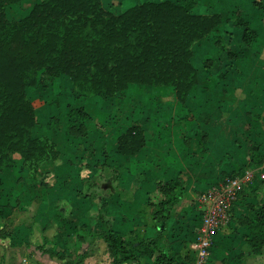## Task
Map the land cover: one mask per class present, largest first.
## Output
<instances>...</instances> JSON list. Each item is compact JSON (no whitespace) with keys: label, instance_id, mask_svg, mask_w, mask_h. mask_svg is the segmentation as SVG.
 I'll return each instance as SVG.
<instances>
[{"label":"crops","instance_id":"crops-1","mask_svg":"<svg viewBox=\"0 0 264 264\" xmlns=\"http://www.w3.org/2000/svg\"><path fill=\"white\" fill-rule=\"evenodd\" d=\"M29 1L32 6L40 0L20 3ZM258 2L263 11L255 13L251 0H196L193 13L218 14L220 23L192 45L196 82L182 98L173 86L134 83L110 97H82L66 78L49 79L40 72L36 88L27 93L37 118L32 135L48 138L54 154L34 166L12 155V165L0 171V218H44L54 211L80 217L82 229H65L70 245L64 256L55 252L64 251L55 245L61 239L59 225L53 243L45 246L53 252L36 248L45 232L31 238L23 223L14 224L17 243L4 236L7 230L0 225V264H71L80 253V264H113L104 237L90 243L80 237L110 229L141 240L136 261L126 264H152L158 252L145 249L154 240L176 254L178 264H196L198 195L245 167H264V0ZM225 6L240 15H226ZM238 17L256 32L248 46L241 42L242 27L233 25ZM207 59L215 63L204 66ZM60 81L78 98H70ZM42 87L53 98L64 97L51 113L42 92L29 98ZM74 109L86 119L70 113ZM58 119L59 127L54 125ZM124 140L126 150L137 142L132 154L124 152ZM254 154L260 156L259 166ZM171 180L180 182L182 192L170 218L159 221L154 215L161 198L157 186ZM257 186L246 187L228 222L214 234L208 264H264V252L252 255L245 242L249 229L243 223L249 206L264 201V190ZM83 191L89 200L80 197Z\"/></svg>","mask_w":264,"mask_h":264},{"label":"trees","instance_id":"trees-1","mask_svg":"<svg viewBox=\"0 0 264 264\" xmlns=\"http://www.w3.org/2000/svg\"><path fill=\"white\" fill-rule=\"evenodd\" d=\"M20 1L0 0V171L12 165L13 154L30 166L54 154L48 138L32 135L37 118L27 93L38 84L40 72L49 79L66 78L82 97H110L134 83L173 86L182 98L196 82L192 45L220 23L218 14L193 13L196 0L143 1L119 14L108 12L102 0H40L19 20H9L5 9ZM233 25L242 27L244 46L254 41L256 32L244 20L238 17ZM213 63L207 59L203 65ZM71 112L86 119L81 110ZM126 141L122 149L132 154L137 142L126 150ZM254 162L260 165L259 154ZM261 185L264 190V180ZM157 187L161 198L154 215L165 221L179 202L182 186L171 180ZM243 223L252 255L263 253L264 201L249 206ZM80 237L87 243L104 237L113 264L135 262L141 245L140 239L111 229ZM153 249L158 255L152 264H178L176 254L158 248L155 240L145 251ZM83 259L80 253L70 263Z\"/></svg>","mask_w":264,"mask_h":264},{"label":"rangeland","instance_id":"rangeland-1","mask_svg":"<svg viewBox=\"0 0 264 264\" xmlns=\"http://www.w3.org/2000/svg\"><path fill=\"white\" fill-rule=\"evenodd\" d=\"M143 1H149V0H102V3H103V6L104 8L113 13V14H119L120 12L124 11L125 9L135 5V4H138L140 2H143ZM252 1V4L254 5H257L255 3H259L261 4L260 2H258V0H251ZM31 1H29V3H25V4H22V3H19L18 5H15V6H10V7H7L5 9V14H6V17L11 20V21H17L21 18V16L23 14H25L27 11H28V7L30 8L31 4L30 3ZM218 5H220L219 1H218ZM259 5H257L256 9H253L252 11L257 13V11H263V8H260L258 7ZM25 7V8H24ZM226 7V6H225ZM222 10L226 13V15L230 16V14L232 13L233 15H240V11H231V9L227 6L226 9L222 8ZM264 18V17H263ZM229 37L226 36L225 37V41H229L228 40ZM45 79V77H44ZM43 79V80H44ZM60 84L63 86V87H66V90L64 89L63 91L68 94V96L70 98H78L77 97V94L76 96L73 95V92L74 90L69 86L68 83L64 82V81H60ZM36 88V86H35ZM33 89V88H32ZM31 89V90H32ZM42 92V95L43 96L42 98H46V102L48 101V104H46V106H48L50 108V112L51 113L54 108L56 107L57 105V100L60 101L59 103H63L64 101V97L60 96L59 98H53L54 96H52V93L50 91H48V89H44V87H42V89H39L38 91H32L29 95V98H31L33 100V98H36L37 95ZM45 92V94H44ZM64 94V93H63ZM45 95V97H44ZM48 95V96H47ZM57 96V95H56ZM79 100V99H77ZM80 102V100L78 101ZM35 104V103H34ZM81 104V103H80ZM38 106V103L35 107ZM55 106V107H54ZM64 107H65V104H64ZM61 112V111H60ZM54 120V119H53ZM57 122V123H56ZM57 127H59L60 125V120H56L55 121V124ZM261 185V182L258 183V189L260 190L262 187ZM258 189H255V191H252L253 193L255 192H259L258 194L261 193V191H258ZM256 194V193H255ZM83 199H88L89 200V195L86 194V191L81 194V196ZM62 204V202H60V205ZM59 205V204H58ZM54 206V205H53ZM63 206H66V204H64ZM52 207V205H51ZM55 207V206H54ZM76 207V206H75ZM85 209L86 206H81V209ZM48 212V211H47ZM78 218V219H77ZM79 218L80 217H77L76 215L74 216H69L68 213H67V216L66 214H64V217L63 216H60L58 214V212H54L52 211L50 213V215L48 217H23V216H14L12 218V221L9 222L10 219H5V218H0V225H4V230H7V233L4 234V236H7L8 238H10L9 241L11 242H17L19 241V239L14 235V233L12 232V227L14 226V224L18 225L23 223V225H25V227L28 229L29 228V231L32 233L31 234V238L34 236L35 233H40L39 235H43L44 232H45V235L42 236L43 238V243L37 245L36 248H39L41 249L40 251H43V250H48V249H51L52 252L54 251V249L52 247H45V246H48V245H51L53 243L52 239L54 238V232H55V229L54 227L56 225H59L60 228H56V230L58 232H60V242H57L55 243V245L58 247L60 246L64 251L61 252V251H55L57 255H67L66 252L68 251V246L70 245L69 243V235H66V232H65V229H71V230H78V228L82 229L81 226H82V223L81 221H79ZM85 219H88V218H85ZM14 220V221H13ZM83 222V221H82ZM41 228H44V231L42 232L41 231ZM64 230V232H63ZM67 238H66V237ZM31 238H27V236H25L23 238L24 241H28V243H30L31 245L33 244L32 243V239ZM28 239V240H27ZM8 241V240H7ZM56 241V240H55ZM42 242V241H41ZM27 243V245H28ZM76 257V256H75Z\"/></svg>","mask_w":264,"mask_h":264},{"label":"built area","instance_id":"built-area-1","mask_svg":"<svg viewBox=\"0 0 264 264\" xmlns=\"http://www.w3.org/2000/svg\"><path fill=\"white\" fill-rule=\"evenodd\" d=\"M264 180L263 168L245 167L226 176L198 195L200 226L192 244L196 264H208L214 234L230 219L232 209L243 197L247 186Z\"/></svg>","mask_w":264,"mask_h":264}]
</instances>
